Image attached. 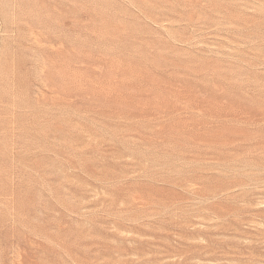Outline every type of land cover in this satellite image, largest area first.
<instances>
[{
	"label": "rangeland",
	"instance_id": "374dc122",
	"mask_svg": "<svg viewBox=\"0 0 264 264\" xmlns=\"http://www.w3.org/2000/svg\"><path fill=\"white\" fill-rule=\"evenodd\" d=\"M0 264H264V0H0Z\"/></svg>",
	"mask_w": 264,
	"mask_h": 264
}]
</instances>
